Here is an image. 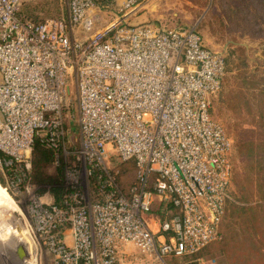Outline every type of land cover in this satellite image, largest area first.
<instances>
[{"label":"built area","instance_id":"2783aa9c","mask_svg":"<svg viewBox=\"0 0 264 264\" xmlns=\"http://www.w3.org/2000/svg\"><path fill=\"white\" fill-rule=\"evenodd\" d=\"M111 1L67 0L66 17L34 21L22 0H0V172L12 195L28 193L29 225L51 264H116L126 244L184 258L222 236L232 140L211 108L225 57L194 27L130 24L149 0H123L97 29L94 15ZM72 85L79 166L68 172L87 184L70 183L58 205L33 192L29 159L36 139L64 148ZM113 158L135 165L126 192Z\"/></svg>","mask_w":264,"mask_h":264},{"label":"rangeland","instance_id":"374dc122","mask_svg":"<svg viewBox=\"0 0 264 264\" xmlns=\"http://www.w3.org/2000/svg\"><path fill=\"white\" fill-rule=\"evenodd\" d=\"M259 1L149 0L147 6L136 13V16L144 11L152 13L154 18L150 21L159 27H194L208 47L221 52L226 58L227 72L221 90L212 102L211 115L223 125L232 140L230 160L240 183L234 180L235 187L230 183L231 190H242V195L238 194V197L244 198L246 203L253 206V210L245 222L235 217H225L222 221L223 244H213L202 253V259L186 263L175 258L159 260L126 244L120 249L116 264H261L257 249L252 244L260 239L264 241V13L259 9ZM20 10L23 16L36 21L66 17L67 0H22ZM109 10L103 13L98 11L94 15L96 28L113 21L118 15L116 9ZM132 18H128L130 23H133ZM74 92L72 85V107L66 118L68 128L64 148L58 161L55 159L44 172L47 175L55 174L56 167L63 160L65 186L76 183L82 189L87 184L85 176L82 173L69 175L72 169L79 166L75 156L79 147V128ZM117 162L115 158L111 161L113 165ZM33 192L52 197L47 186L34 184ZM8 193L12 200L4 192V196H0L9 213L3 221L7 225L1 231V239L10 235L21 241L28 251L27 264H51L49 255L40 249L29 225L25 211L28 193ZM155 215L152 212L147 216L151 226ZM252 217L256 218V226L249 221ZM2 249L0 264H14L15 250L8 252Z\"/></svg>","mask_w":264,"mask_h":264},{"label":"trees","instance_id":"16d2710c","mask_svg":"<svg viewBox=\"0 0 264 264\" xmlns=\"http://www.w3.org/2000/svg\"><path fill=\"white\" fill-rule=\"evenodd\" d=\"M258 4L260 5L259 9L262 10V12L264 13V0H260ZM20 13H21V10H20ZM58 18H61V17H58ZM29 19L34 20L32 18H29ZM39 21H45V20H39ZM226 66H227V60H226ZM226 71H227V68H226ZM66 128H68V124H66ZM60 155H61V149L57 151L51 148H47L44 145H42L38 139H36L32 146L31 153H30V159H29L30 169L28 172L31 183L38 184V185L45 186V187L47 186L52 195L53 202L58 205L62 204L63 198L70 191V186L69 187L65 186L64 162L63 160L60 162V164L56 167L55 174L53 175H47L44 172V169L49 164L53 163L56 157ZM115 170L118 171L117 182L122 188V190L126 192L128 188L135 182V179H136L135 165L133 161L117 162L115 164ZM95 178H96V173L93 176H90L88 178L91 189H94V181L96 180ZM234 180H237V178L235 176V170L233 171V167H232L231 183L233 185H234ZM237 181L240 183L239 180ZM0 184L6 187V182L1 172H0ZM242 193H243L242 190L237 191L236 188L232 191L231 184H230L229 197L226 200L223 219H225V217L228 216L230 218L235 217L237 219H241L240 221L245 222L246 219L248 220V218H250L249 215H250V212L253 210V206L246 203L245 199L242 198L241 196H240L241 198L238 197V194L242 195ZM255 220H256L255 217H252V219H249L251 224L254 226H256V224H254ZM220 228H221V235H222L221 239L214 241L215 243L213 242L210 243L205 248H203L199 253L192 255L195 257L193 258H188V257L175 258L174 257V258L178 260H182V261L185 260L183 261L185 263L191 260L202 259L201 257L203 255L202 253L206 249H209L213 244L214 245L217 243H219L220 245L223 244L224 231L222 228V222H221ZM262 232L264 233V231ZM252 244L257 249L258 258L261 260V264H264V241L260 239L258 242H252ZM174 258H165V259L172 260Z\"/></svg>","mask_w":264,"mask_h":264},{"label":"crops","instance_id":"0c3cea01","mask_svg":"<svg viewBox=\"0 0 264 264\" xmlns=\"http://www.w3.org/2000/svg\"><path fill=\"white\" fill-rule=\"evenodd\" d=\"M123 2V0H112L111 1V7L109 8L110 10L112 9H116V11H117V9H118V7L120 6V4ZM147 3V2H146ZM144 4L141 8H139L133 15H131V16H133V18H132V21H133V23H130L129 22V20H128V22L130 23V24H140V23H147V24H150V25H153V26H156V27H159V26H157V23H155V22H152V21H150V20H153V18H154V15L152 14V13H148L147 11H144L143 13H141V14H139V15H137L136 16V13L139 11V10H141V9H143V8H145V5L147 6V4ZM109 10V11H110ZM102 13H103V11H101ZM96 13H98V11L96 12ZM135 16V17H134ZM129 18V17H128ZM105 25V24H104ZM101 27H103V25L102 26H100V27H97V29H100ZM161 28V27H160ZM162 28H166V27H162ZM2 192H4V194H6V191H5V187L4 186H2L1 184H0V196H4L3 194H2ZM7 195V194H6ZM6 207L2 204V201L0 200V249H2V248H4L5 250H9V249H7V245H5V242L4 241H2L3 239H1V235L3 234V233H1V231H2V229L5 227V222L3 223V221L6 219V217H7V215L8 214H6ZM7 225V224H6ZM67 240L70 242V237H67ZM4 249H2V250H4ZM10 251V250H9ZM14 256V255H13ZM15 257V256H14Z\"/></svg>","mask_w":264,"mask_h":264},{"label":"bare ground","instance_id":"6f19581e","mask_svg":"<svg viewBox=\"0 0 264 264\" xmlns=\"http://www.w3.org/2000/svg\"><path fill=\"white\" fill-rule=\"evenodd\" d=\"M5 191H6V194H7V196L12 200L13 198L11 197V195L8 193V191L5 189ZM14 201V200H13ZM18 206V205H17ZM6 214H9L8 213V211L6 210ZM9 221V220H8ZM12 221V220H11ZM10 222V221H9ZM20 224V223H19ZM8 226H9V224H8ZM19 227V226H18ZM20 227H21V225H20ZM19 227V228H20ZM11 228H12V226H11ZM23 228V227H22ZM24 233V232H23ZM14 235V234H13ZM27 235V234H26ZM2 241H4L5 242V245H7V249H9L10 251H13V250H15L16 249V247L18 246V245H22V246H24V244L21 242V241H18V240H16L14 237H12V236H10V235H5L4 236V238H3V240ZM25 247V246H24ZM25 249H26V247H25ZM9 250H8V252H9ZM27 250V249H26ZM14 255H15V253H14ZM28 261H29V255H28V251H27V256L24 258V259H22V260H20V259H16V256L14 257V264H27L28 263Z\"/></svg>","mask_w":264,"mask_h":264},{"label":"water","instance_id":"95a60500","mask_svg":"<svg viewBox=\"0 0 264 264\" xmlns=\"http://www.w3.org/2000/svg\"><path fill=\"white\" fill-rule=\"evenodd\" d=\"M15 255L18 259L22 260L27 256V250L24 246L18 245L15 249Z\"/></svg>","mask_w":264,"mask_h":264}]
</instances>
